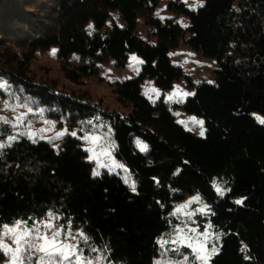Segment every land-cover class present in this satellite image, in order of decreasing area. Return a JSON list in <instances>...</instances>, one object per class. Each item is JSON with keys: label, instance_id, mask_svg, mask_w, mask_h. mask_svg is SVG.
Segmentation results:
<instances>
[{"label": "trees", "instance_id": "1", "mask_svg": "<svg viewBox=\"0 0 264 264\" xmlns=\"http://www.w3.org/2000/svg\"><path fill=\"white\" fill-rule=\"evenodd\" d=\"M162 3L171 14L165 20L157 15ZM178 16L188 19L186 27ZM140 25L153 34L142 36ZM183 44L217 62L215 82L198 85L182 105L204 118V137L141 91L146 79L173 88L183 70L170 51ZM131 53L142 58L141 72L115 89L131 111L104 116L135 192L117 175H93L80 135L96 131L89 121L99 111L94 102L33 73V63L47 55L79 84L99 78L110 61L123 65ZM0 84V98L55 107L48 117L77 132L53 146L25 135L11 140L12 130L0 127V228L55 215L112 264H155L159 238L178 224L173 207L199 193L222 235L209 264H264V124L254 117L264 116V0H205L196 10L181 0H0ZM214 177L228 180L225 196L212 186ZM179 253L187 264H203L190 251Z\"/></svg>", "mask_w": 264, "mask_h": 264}, {"label": "rangeland", "instance_id": "2", "mask_svg": "<svg viewBox=\"0 0 264 264\" xmlns=\"http://www.w3.org/2000/svg\"><path fill=\"white\" fill-rule=\"evenodd\" d=\"M181 1L188 8L196 10L205 0ZM158 13V16L163 18V20L171 16L166 10L165 3L161 4ZM114 17L117 24L122 27L123 22L119 14H115ZM176 19L182 26L188 25V19L185 16H178ZM111 24L112 21L109 22V25ZM153 32V29L150 27L144 25H140L139 27V33L142 36L152 35ZM132 56H136L138 60L143 61L139 55L131 53L123 65H120L115 60L110 61L105 65L99 78H89L79 84H73L68 81L64 77L60 62L53 60L47 55L39 56L33 63V73L37 74L39 78H44V82L55 83L59 85V89L61 90L74 93L77 97H86V99L94 102L99 111L95 116L89 118V121L91 122V127L96 131L86 130L80 135L84 141V149L88 153V160L94 165L93 173L98 170L100 175L103 172L117 175L124 182L127 179L129 181V183H126L128 186L130 183L135 184L134 176L127 164L117 155L115 144L110 139L111 127L109 120L104 115L111 112L128 114L131 111L129 107L124 106L118 100L115 89L117 88L116 84L119 82L139 76L143 63L135 64L131 59ZM170 56L172 63L182 68L183 76L174 83L173 88L170 90H162L156 86L154 80L146 79L141 84V91L144 94L147 89L155 88L159 92V96L154 92H150L148 96L144 94V96L152 102L163 100L164 103L170 106L176 121L185 122V124L178 122L179 124L183 125L194 135L204 137L206 134L205 120L203 117L185 113L182 105L186 98L191 95L184 96L183 94H194L196 87L203 82H215L217 62L215 59L203 58L186 44L171 50ZM177 91L179 94L169 101L167 99L168 96L173 95ZM9 96L8 98H0V127L10 128L12 130L11 133H13L10 136L18 137L25 135L29 137V133H35L36 135L31 139H44L51 142L53 146H56L59 140L68 133L75 132L77 134L76 130H69L67 125L61 124V121L55 117H52V119L48 117L47 111L49 113L57 112L55 107L50 110L46 107H33L27 101L20 102L15 97ZM254 117L256 120L257 117L264 119V116L260 113H254ZM192 118H195L196 121H203V126L201 127L199 123H193ZM201 130L204 131V136L200 135ZM60 132H64L65 134L57 138ZM85 137H94L95 140L85 139ZM4 142V139H0V144ZM93 156L95 158L90 159ZM116 164L122 165V167H115ZM212 186L215 190L219 187L224 193V195H220L217 192L220 196H225L230 190L228 180L225 177H214ZM197 197L199 199H196ZM184 205H187V207H183ZM177 209H180V211H177ZM209 213L210 204L199 193L187 195L182 202L176 204L173 207L172 216L178 220V224L175 227H171L159 238L160 254L156 257L155 264H187V257L179 260L175 255L180 254L179 252H183L186 255L188 251L195 254L196 257L198 255L204 256L206 260H198L203 264H209L210 260L219 252L222 241L221 233L216 231L209 222ZM17 222H20L17 234L25 230L39 228L41 234H45L51 238L54 232L59 231L60 235L56 237L55 243L57 246H72L69 252L70 255L72 252H75L85 264H87V261H91L92 264H112L107 256V252L102 249L91 248L80 229L73 228L66 223H61L60 218L55 215H48L42 219L20 220ZM17 222L8 225V227H15ZM49 223L52 225L50 229L45 227ZM201 225H203V230H201ZM35 234V231H33L32 235L35 236ZM26 239L31 240V237H26ZM0 241L12 250H15L17 247L12 235L5 234L4 227L0 228ZM32 242L35 244L43 243L40 240ZM213 248L217 249L215 253L212 252ZM42 255L44 253L37 252L34 248L28 250L26 245L25 251L21 254L23 264H38L39 258ZM76 255H72L71 260L64 261V264H75ZM29 256H31V259L28 258ZM11 259V252L6 254L3 250H0V264H11ZM17 264H19V261H17ZM50 264H55V260L51 261Z\"/></svg>", "mask_w": 264, "mask_h": 264}, {"label": "snow or ice", "instance_id": "3", "mask_svg": "<svg viewBox=\"0 0 264 264\" xmlns=\"http://www.w3.org/2000/svg\"><path fill=\"white\" fill-rule=\"evenodd\" d=\"M185 2H187V0H185ZM200 7H203V4H200ZM193 10H195V9H193ZM157 15H159V13H157ZM161 19H163V18H161ZM184 26L186 27L187 25H184ZM131 59L135 64L143 63V61L138 60L136 56H132ZM136 70L139 71L138 69H136ZM0 87H3V85L0 84ZM150 92H154V93H156L157 96H159V92L155 88L147 89L144 94L146 96H148V94ZM178 94H179V92L177 91V92L173 93V95L168 96L167 99L169 101H171V100H173V97L178 95ZM183 95L189 96V95H193V93H184ZM257 120L261 124H264V119L257 117ZM5 122H7V121H5ZM178 122L181 124H185L184 121H178ZM192 122L193 123H199L201 125V127L203 126V121H196L195 118H192ZM64 134H65L64 132L58 133L57 138H59L60 136H63ZM35 135H36L35 133H29L30 138L34 137ZM71 135L75 136L76 133L73 132V133H71ZM200 135L204 136L203 130H201ZM10 139L14 140L15 137H10ZM85 139L95 140L94 137H92V138L85 137ZM136 143L139 146L140 151H142V152L147 151L148 146L146 144H142L139 140H137ZM4 146L5 145L0 144V148H2ZM94 158H95L94 156L90 157V159H94ZM115 167H122V165L116 164ZM93 175L99 176L100 172L98 170H96V171H94ZM125 183H129V181L127 179H125ZM129 187L131 188V190L133 192L136 191V186L134 183H130ZM216 191L220 195H224V193L219 189V187L216 188ZM196 199H199V198L197 197ZM236 203L242 204L243 201L237 200ZM183 207H187V205H184ZM177 211H180V209H177ZM19 226H20V222H17V225L15 227H12V228H9L7 225L3 226L5 229V234H11L13 239H14V243H16V245H17L16 249L12 250L7 245L3 244L2 241H0V250H3L6 254L9 252L12 253L11 264H17V261H19V264H23V259H22L21 254L25 251V245L27 246L28 250H31L34 248L37 252L44 253V255L40 256L38 264H50V262L53 260H55V264H64V261L71 260L72 255H76L75 252H72L71 255L69 254L72 246H69V245L57 246L56 245L55 239H56V237H58L60 235L59 231L54 232L51 238H49L45 234H41L39 228H36L34 230H25V231L17 234V228ZM45 227L50 229L52 227V225L49 223V224H46ZM209 227H211V225H209ZM33 231H35V233H36L35 236L32 235ZM26 237H31V240L26 239ZM35 240L43 241V243L35 244L32 242ZM216 251H217L216 248L212 249L213 253H215ZM28 258L31 259V256H29ZM46 258H47V260H46ZM197 259L206 260V258L204 256H199V255L197 256ZM75 264H85V262L81 259V257L79 255H76ZM87 264H92V262L87 261Z\"/></svg>", "mask_w": 264, "mask_h": 264}]
</instances>
